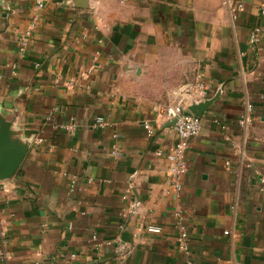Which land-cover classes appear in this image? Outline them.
I'll return each mask as SVG.
<instances>
[{
	"label": "crops",
	"instance_id": "obj_1",
	"mask_svg": "<svg viewBox=\"0 0 264 264\" xmlns=\"http://www.w3.org/2000/svg\"><path fill=\"white\" fill-rule=\"evenodd\" d=\"M263 5L0 0V120L29 145L0 180V264H264ZM206 99L177 190L164 109Z\"/></svg>",
	"mask_w": 264,
	"mask_h": 264
},
{
	"label": "built area",
	"instance_id": "obj_2",
	"mask_svg": "<svg viewBox=\"0 0 264 264\" xmlns=\"http://www.w3.org/2000/svg\"><path fill=\"white\" fill-rule=\"evenodd\" d=\"M40 6H43V4L40 3ZM262 9L264 12V5ZM195 95L200 97L207 96V90L204 83L200 82L196 86ZM251 110V106L249 105L246 115L239 120L240 125L244 128H248V126L253 122ZM185 111L186 106L182 102L168 104L164 109L166 118L171 122L175 121L172 125L177 138L167 152L166 156L168 171L177 190L182 189V177L188 171L186 153L192 140L200 134L203 126L202 117L195 114H186ZM97 120L100 122V125H103L105 122L103 117H98ZM145 128L147 129L149 135L153 134V127L147 121L145 122ZM258 187L261 191H264V176H260ZM177 227L179 230L180 248L187 251L190 242L189 228L181 221L177 223ZM150 229L152 231H159V228ZM0 256L1 258H7V253L1 250Z\"/></svg>",
	"mask_w": 264,
	"mask_h": 264
},
{
	"label": "water",
	"instance_id": "obj_3",
	"mask_svg": "<svg viewBox=\"0 0 264 264\" xmlns=\"http://www.w3.org/2000/svg\"><path fill=\"white\" fill-rule=\"evenodd\" d=\"M213 101L214 99L194 101L186 107L185 113L202 117ZM28 149L27 143H21L13 137L12 123L0 120V180L15 176Z\"/></svg>",
	"mask_w": 264,
	"mask_h": 264
}]
</instances>
